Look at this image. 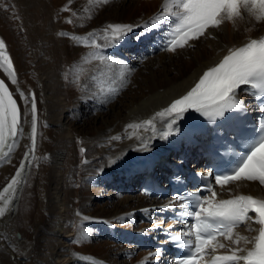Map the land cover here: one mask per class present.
<instances>
[{
  "label": "bare ground",
  "instance_id": "1",
  "mask_svg": "<svg viewBox=\"0 0 264 264\" xmlns=\"http://www.w3.org/2000/svg\"><path fill=\"white\" fill-rule=\"evenodd\" d=\"M164 5L165 0H60L58 4L53 0H0V38L6 42L17 84H12L3 69L0 78L13 92L23 124V135L18 136L10 159L0 161V194L7 195L3 187L31 144L30 104L19 93L22 91L26 96L34 93L37 104V147L28 162L27 181L14 205H9V212L0 218V264H116L114 250H119L117 254L126 257V262L133 263L134 248L132 251L130 245L115 248V240L94 243L97 239L91 237L92 230L86 225L101 226L110 221L112 225H123L129 219L128 214H151L174 202L146 198L133 185L138 176L135 174H140L145 164L178 150L190 130L188 122L179 119V130L164 138L170 118L157 113L190 91L203 73L215 67L231 50L263 38L264 19H257L241 6L239 15L223 19L222 30L215 31V39H210L209 31L216 27H209L183 47L154 53L142 62L138 58L146 51L145 41L151 39L150 33L164 35L174 24L175 17H168L166 22L152 27V19L165 13ZM170 8L177 10L172 5ZM64 9L79 11L74 19L79 30L76 35L88 38V42L80 39L82 50L69 51L65 36L59 35L67 32L61 18ZM117 23L133 28L113 42L106 39L104 29ZM90 33H95V43L102 47L89 46ZM133 35L136 39L130 41L128 37ZM93 53L102 55L104 61ZM120 54L132 66H123L117 58ZM75 69L91 74L82 79L86 92L74 103L70 84ZM237 98L248 108L254 107L247 92ZM90 101L95 102L97 110L113 103L107 113H99L93 123L86 121L85 128L79 129L76 124L85 113L74 112ZM153 118L154 129L127 127ZM128 180L131 183L123 191L122 185ZM215 192L216 201L239 195L264 199V185L259 181L241 179L217 186ZM114 199L117 202L113 203ZM104 200L112 204H101ZM159 225L156 223L154 227ZM123 226L130 231L134 228ZM260 227L254 217L233 230L232 240L224 237L216 241L225 247L217 246L215 252L209 249L206 256L211 259L214 255H228L235 248L242 250L238 255H246L247 250L254 248ZM150 232L118 236L143 240L144 236L160 235ZM143 253L147 255L138 256L139 262L149 259L148 253ZM164 264L173 263L166 258Z\"/></svg>",
  "mask_w": 264,
  "mask_h": 264
},
{
  "label": "snow or ice",
  "instance_id": "2",
  "mask_svg": "<svg viewBox=\"0 0 264 264\" xmlns=\"http://www.w3.org/2000/svg\"><path fill=\"white\" fill-rule=\"evenodd\" d=\"M170 5L177 10L173 11ZM243 6L257 19H264V0H165V13L155 17L151 21L152 27L161 22H166L168 17H175L176 38L171 41V49L176 46L183 47L189 39H198L209 27H219L226 17L231 19L239 15L240 7ZM67 11L68 9H64ZM18 19V17H17ZM71 21H69L70 23ZM147 26V25H146ZM133 28L129 24H109L104 29L106 39L113 42ZM110 31V35L108 34ZM61 36L66 33H59ZM92 40L89 46L94 48L102 47L95 43V33H90ZM88 42V38L73 37ZM97 59L104 61L102 55L93 53ZM0 69L11 77L12 84H17V77L13 68L11 57L7 53V45L3 38H0ZM242 86H249L256 90L253 95L264 97V38L252 39L242 47L231 50L215 66L203 73L198 83L185 95L175 99L163 112L157 113L170 119L166 123L168 129L163 137L172 131H178V120L189 110H195L209 121H216L218 118H225L231 113L242 108L237 98V91ZM20 97L30 104L31 120L30 140L31 144L19 164L14 175L3 187L0 194V218L9 212V205L18 198L19 188L27 181L29 160L36 151L37 136V104L35 94L26 96L24 92L19 93ZM21 111L16 99L3 79H0V161L10 159V154L17 147L18 136L23 135V124L21 123ZM154 119L143 121L142 124H129L128 128H141L148 126L155 128ZM46 126V125H45ZM264 130V125H261ZM114 140L121 139L113 137ZM85 151V149H81ZM116 161H111L115 163ZM87 163V161H85ZM259 181L264 185V135L252 146L248 153L242 158L241 164L229 175L215 176V183L223 186L230 181ZM208 197H178L194 208L191 212H184L185 216L192 217L193 223L187 226L184 236L190 237L184 240V236L173 237L176 241H184L181 246L190 249L188 255L182 257L178 264H198L207 249L215 252L216 247H225L224 244L214 243L218 236H224L232 240L233 230L246 221L253 220L250 213L255 214V222L261 225L259 235L254 238V248L247 250L246 255H238L239 248L231 250L228 255H214L212 264H264V199H257L250 195H239L233 199L216 201L217 193L212 189L208 190ZM165 208L168 205L164 206ZM183 207V205H181ZM86 238V234H85ZM239 243V239L235 241ZM153 255L159 256L157 251Z\"/></svg>",
  "mask_w": 264,
  "mask_h": 264
},
{
  "label": "rangeland",
  "instance_id": "3",
  "mask_svg": "<svg viewBox=\"0 0 264 264\" xmlns=\"http://www.w3.org/2000/svg\"><path fill=\"white\" fill-rule=\"evenodd\" d=\"M59 1L60 0H53V2L55 3V4H58L59 3ZM117 1H120V0H117ZM118 4H116L115 6H117ZM86 6V5H85ZM85 6H83L85 9H87V6L85 7ZM83 8V9H84ZM79 11H77V10H72V11H69V10H67V11H65V12H61V18H62V21H63V25L65 26V28H66V34L67 35H65V39L67 40L66 42V46H67V48H69L68 50L69 51H71V52H74L76 49L77 50H79V49H81V47H83V44H81L80 43V39H74L73 37H78V35H76L78 32H79V30L78 29H76L77 28V26H75L76 24H75V22H74V19L76 18V17H78L79 15ZM93 17H95V16H93ZM97 17V16H96ZM95 17V18H96ZM69 21H71L70 23H69ZM75 24V25H74ZM222 24L219 26V27H216L215 28V30H213V32H212V30H210L209 32H210V39H215V35H216V30L217 31H220V30H222ZM100 31L102 30V29H99ZM69 34V35H68ZM227 34V33H226ZM79 47V48H78ZM82 50V49H81ZM81 52V51H80ZM98 67V66H97ZM128 68V67H127ZM129 69V68H128ZM83 71V72H82ZM85 72V73H84ZM74 74V75H73ZM90 72L89 73H87L86 72V70H83V69H75V70H73L72 71V74H71V84H70V92L72 93L71 94V98H72V100H73V102L75 103L76 101H78V99H79V97L82 95V94H84L85 92H86V90H84L83 91V89L84 88H86V87H84L81 83H83L82 82V79L83 78H88V76H90ZM73 75V76H72ZM86 76V77H85ZM78 78H80V80L78 79ZM90 78V77H89ZM74 79V80H73ZM129 82H130V78H129ZM89 85H91V84H89ZM88 85V86H89ZM87 86V87H88ZM89 87H91V86H89ZM126 91V88H125V90H124V92ZM118 97V96H117ZM120 98V97H119ZM118 98V99H119ZM77 99V100H76ZM113 102H111V103H109L108 105H106L104 108H101V109H99V110H97L96 109V104H95V102L94 101H90V103L88 102V104H85V105H80L79 106V108H78V110H76L75 112H74V114H83V113H85V116H83L81 119H80V121L76 124V127L77 128H79V129H83V128H85V122L87 121V123L89 122V123H93L94 121H95V118H97V115L99 114V113H107L109 110H108V107H109V105H111ZM80 109V110H79ZM21 159V158H20ZM18 164V163H17ZM17 166V165H16ZM19 166V165H18ZM16 168V167H15ZM18 168V167H17ZM16 171V170H15ZM15 173V172H14ZM14 175V174H13ZM3 187V186H2ZM116 199H114L113 200V203L114 202H117V200L115 201ZM107 202H109L108 200H104L101 204H105V203H107ZM112 204V201L111 202H109V204ZM96 205H94L93 207H95ZM139 213L138 212H136V213H134L132 216L131 215H127V217L129 218V219H126V223L125 224H123V225H131V227H134L133 229H134V231H137V230H140L141 229V227L143 226V229H145L146 227H150L147 223H145L144 221H142V219H141V216H140V214L138 215ZM142 214V213H141ZM154 214V213H153ZM152 219H153V222H152V224H154L155 222H159L160 221V219H159V216L158 215H153V217H152ZM111 223H106V224H103V225H97V226H92L91 227V225L90 224H88V225H86V227L87 228H89V230H92L91 232H90V234H91V237L93 238H96L97 240L96 241H94L93 240V242L94 243H96L97 241H101V243L100 244H102L103 242H110L111 240H115L116 241V246H113V247H115V248H120V249H125L127 246H128V244L127 243H125V241L124 240H122L121 238H120V236H118L119 235V233H124V232H129L130 231V229L129 228H127L126 229V226H123V225H112V223H113V221H110ZM121 227V228H120ZM132 229V230H133ZM122 231H124V232H122ZM149 232V231H148ZM120 238V239H119ZM119 239V240H118ZM134 247L132 246V245H130V249H131V251H132V249H133ZM112 250H113V248H112ZM128 250V249H127ZM119 252V250H114V252L112 251V253L114 254V258H115V261H116V264H151L150 263V261L152 260V258L154 257L155 258V255H150L149 256V259L147 260V262L146 261H144V262H139V261H141V260H139V258H138V256H141V255H143V257H145L146 255L142 252V251H139L138 249H133V253H132V255H133V258H134V260H135V262H133V263H130V262H126L127 261V259H126V257H124V256H122V255H118L117 253ZM128 252H130V250L128 251ZM78 253V252H77ZM79 254L81 255V256H83V257H85L84 256V254L83 253H81V252H79ZM153 258V259H154ZM139 260V261H138ZM139 262V263H138Z\"/></svg>",
  "mask_w": 264,
  "mask_h": 264
}]
</instances>
